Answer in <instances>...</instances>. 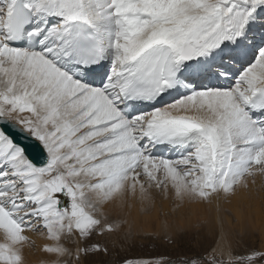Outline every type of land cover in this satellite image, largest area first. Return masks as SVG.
<instances>
[{
  "label": "snow or ice",
  "instance_id": "obj_1",
  "mask_svg": "<svg viewBox=\"0 0 264 264\" xmlns=\"http://www.w3.org/2000/svg\"><path fill=\"white\" fill-rule=\"evenodd\" d=\"M258 175L264 0H0V264H264L222 216L149 234L183 257L114 258L148 234L130 201L175 213Z\"/></svg>",
  "mask_w": 264,
  "mask_h": 264
},
{
  "label": "bare ground",
  "instance_id": "obj_2",
  "mask_svg": "<svg viewBox=\"0 0 264 264\" xmlns=\"http://www.w3.org/2000/svg\"><path fill=\"white\" fill-rule=\"evenodd\" d=\"M129 203L131 207L126 209L128 219L137 228L144 229L148 234L158 232L161 221L165 218L174 219L183 224L189 219L193 221L205 218L216 220L221 216L227 222L228 227L235 232L244 234L257 230L260 235L264 234V177L259 175L256 177L255 185L250 184L246 189L238 188L236 193L226 201L223 199L214 200L211 205H185L175 213L172 212L174 202L171 199L158 198L150 213H142L138 201L132 200ZM37 243L39 244L41 241L37 240ZM237 251H240L239 247ZM38 257L39 253L32 257L34 264H37Z\"/></svg>",
  "mask_w": 264,
  "mask_h": 264
},
{
  "label": "rangeland",
  "instance_id": "obj_3",
  "mask_svg": "<svg viewBox=\"0 0 264 264\" xmlns=\"http://www.w3.org/2000/svg\"><path fill=\"white\" fill-rule=\"evenodd\" d=\"M256 236L249 239L245 237V244L240 246V253H243L246 247L250 245L259 246V231H253ZM152 234V233H151ZM163 247V248H162ZM165 247V248H164ZM172 253V254H171ZM170 254V255H166ZM186 254V248L180 245L168 244L166 241L156 238L154 235L144 234L136 238V242L133 246L121 249L119 255L114 258L119 262L123 258H135V259H155L161 255L169 256L173 259L183 257ZM152 255V256H146ZM150 257V258H149Z\"/></svg>",
  "mask_w": 264,
  "mask_h": 264
}]
</instances>
